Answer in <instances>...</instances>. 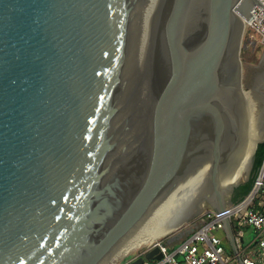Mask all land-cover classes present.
<instances>
[{
  "label": "water",
  "instance_id": "water-1",
  "mask_svg": "<svg viewBox=\"0 0 264 264\" xmlns=\"http://www.w3.org/2000/svg\"><path fill=\"white\" fill-rule=\"evenodd\" d=\"M256 5L0 0V264H107L236 203L264 141Z\"/></svg>",
  "mask_w": 264,
  "mask_h": 264
},
{
  "label": "built area",
  "instance_id": "built-area-1",
  "mask_svg": "<svg viewBox=\"0 0 264 264\" xmlns=\"http://www.w3.org/2000/svg\"><path fill=\"white\" fill-rule=\"evenodd\" d=\"M251 20L247 21L244 38L245 48L264 47V7L256 5ZM229 217L235 228L238 248L242 247L245 226L260 230L259 250L261 257L242 255L243 264H264V162L257 174L252 190L242 200L221 212L208 210L199 219L195 230L182 239L176 248L169 249L164 240L152 244L159 246L163 257L143 264H233L234 257L226 252L223 218ZM147 250V249H146Z\"/></svg>",
  "mask_w": 264,
  "mask_h": 264
},
{
  "label": "rangeland",
  "instance_id": "rangeland-1",
  "mask_svg": "<svg viewBox=\"0 0 264 264\" xmlns=\"http://www.w3.org/2000/svg\"><path fill=\"white\" fill-rule=\"evenodd\" d=\"M245 38H244V45H245ZM244 46L241 52V58L242 61L245 62H249V63H253L256 65H259V61L262 59L263 55H264V48H261L260 52H257V54H260V59L258 62H252L248 59H245V52L244 51ZM213 208L211 207H205L200 213H198L196 216H194L193 218H191L189 221H186L184 223L181 224V226H179L177 229H173L170 232L166 233L165 235H163L162 237L158 238L156 241L158 240H165L167 239L169 236H171L174 233L177 232H182V237H184V235L187 233V230L190 229L192 226H196L199 222V219L201 218L202 214L208 210H212ZM245 238H244V247H245V254L250 255L251 257H261L262 255L257 254L258 250H259V238L261 237L260 234V230H257L255 227L248 225L247 228H245ZM220 233V232H219ZM156 241H154L153 243H148L146 245H143L141 247L138 248V250L136 251L135 254H133L132 256H130L129 258H114V260L111 262V264H125L126 262L130 261L131 259H133L134 257H136L139 253L145 251L146 249H148L152 244H154ZM252 242V243H251ZM179 244V243H178ZM176 244L175 246H169L170 250H173L174 248L177 247ZM152 262H154L155 260H151ZM233 264H236L235 261L233 262Z\"/></svg>",
  "mask_w": 264,
  "mask_h": 264
},
{
  "label": "trees",
  "instance_id": "trees-1",
  "mask_svg": "<svg viewBox=\"0 0 264 264\" xmlns=\"http://www.w3.org/2000/svg\"><path fill=\"white\" fill-rule=\"evenodd\" d=\"M261 48H262L261 45H257L255 48L252 47L244 48V51H246L245 59H248L252 62H258L260 59V54L258 55L257 52H260ZM263 162H264V141L258 143L255 153V159L251 171V176L247 181L241 183L235 189V193L232 198L233 202H238L249 194V192L252 190L254 186L255 179Z\"/></svg>",
  "mask_w": 264,
  "mask_h": 264
},
{
  "label": "crops",
  "instance_id": "crops-1",
  "mask_svg": "<svg viewBox=\"0 0 264 264\" xmlns=\"http://www.w3.org/2000/svg\"><path fill=\"white\" fill-rule=\"evenodd\" d=\"M264 48V47H262ZM245 228H247V226L244 227V230ZM182 232H177V233H174L172 234L171 236H169L167 239H165L164 241L169 245V246H175L176 244H178L182 239H184L188 233H186L184 235V237H182ZM220 234L224 237V242H225V247H226V252L230 255H232L234 257V261L236 264H240L236 258V255L234 253V251L232 250L227 238H226V235H225V232H220ZM245 235H246V232H245ZM245 235L243 237V244H242V247L239 248L240 252H243L244 255H248V254H245V247H244V238H245ZM252 243V242H251ZM250 256V255H249Z\"/></svg>",
  "mask_w": 264,
  "mask_h": 264
},
{
  "label": "bare ground",
  "instance_id": "bare-ground-1",
  "mask_svg": "<svg viewBox=\"0 0 264 264\" xmlns=\"http://www.w3.org/2000/svg\"><path fill=\"white\" fill-rule=\"evenodd\" d=\"M154 241H156V240H154ZM154 241H152V243L154 242ZM151 243V242H150ZM114 260V258H112L111 260H109V262L107 263V264H111V262Z\"/></svg>",
  "mask_w": 264,
  "mask_h": 264
},
{
  "label": "flooded vegetation",
  "instance_id": "flooded-vegetation-1",
  "mask_svg": "<svg viewBox=\"0 0 264 264\" xmlns=\"http://www.w3.org/2000/svg\"><path fill=\"white\" fill-rule=\"evenodd\" d=\"M236 188H237V187H236ZM236 188H235V189H236ZM234 193H235V190H234V192H233V194H232V198H233Z\"/></svg>",
  "mask_w": 264,
  "mask_h": 264
}]
</instances>
